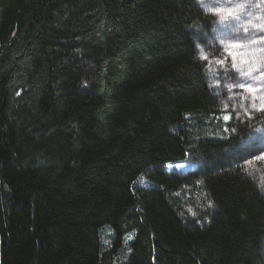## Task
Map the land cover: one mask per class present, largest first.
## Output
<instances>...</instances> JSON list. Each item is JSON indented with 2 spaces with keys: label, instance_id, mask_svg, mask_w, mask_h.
Returning a JSON list of instances; mask_svg holds the SVG:
<instances>
[{
  "label": "trees",
  "instance_id": "obj_1",
  "mask_svg": "<svg viewBox=\"0 0 264 264\" xmlns=\"http://www.w3.org/2000/svg\"><path fill=\"white\" fill-rule=\"evenodd\" d=\"M212 23L196 0H0V264H264L250 128L201 132ZM197 158L192 217L159 167Z\"/></svg>",
  "mask_w": 264,
  "mask_h": 264
},
{
  "label": "rangeland",
  "instance_id": "obj_2",
  "mask_svg": "<svg viewBox=\"0 0 264 264\" xmlns=\"http://www.w3.org/2000/svg\"><path fill=\"white\" fill-rule=\"evenodd\" d=\"M196 2L202 11L213 16V23L209 28L196 25L193 34L196 46L199 45L198 57L204 63L205 80L219 107L212 123L204 126V131L201 132L214 136L220 134V129L225 131L227 128L229 132L239 126L250 128L247 137L239 145L238 165L244 175L258 185L264 196V160L255 159L264 149V111L260 110L264 105V79L259 78V71L264 70V41L260 40V37L264 36V0H196ZM202 4H207L210 8H234L237 4H243L245 7L238 12L240 18L237 19L235 16L229 17L226 13L217 15L206 10ZM221 39L224 40V44L220 43ZM233 44L237 46L232 47ZM200 48H203L204 54L208 56L207 61L200 58ZM229 52L233 55H229ZM217 60H223L224 63L218 64ZM233 63L237 68H233ZM249 69H252L251 76L247 74ZM240 70L245 74L241 75ZM240 84L251 86L257 91L255 94L248 92L241 88ZM228 85L234 87L229 89ZM225 115L231 118L225 121ZM202 164V160L197 158L159 167L166 174L187 178L186 183L173 192L183 203L181 206L186 208L192 217L197 215L196 209H203L206 205L202 201L199 182L192 174ZM178 165L184 167L181 169L177 167ZM135 185L147 187L149 183L145 176L141 175ZM108 233L107 227H103L101 236L105 243ZM130 239L131 237L127 236L125 242H129Z\"/></svg>",
  "mask_w": 264,
  "mask_h": 264
},
{
  "label": "snow or ice",
  "instance_id": "obj_3",
  "mask_svg": "<svg viewBox=\"0 0 264 264\" xmlns=\"http://www.w3.org/2000/svg\"><path fill=\"white\" fill-rule=\"evenodd\" d=\"M202 7H204L206 10L208 11H213L215 14L217 15H222L224 13H226L229 17H233L235 16L237 19H239V15L238 12L242 11L244 9V5L243 4H237L234 8L233 7H228V8H222V7H216V8H210L207 4H202ZM227 27V26H226ZM224 29H221V31H223ZM261 41H264V36L260 37ZM221 44H224V40L221 39L220 41ZM232 47H235L237 45L233 44L231 45ZM197 47H199V45H197ZM227 50V48H226ZM200 52H201V59L203 60H208V56L204 54V49L200 48ZM229 55H233L231 52H229ZM233 59L235 60V57L233 56ZM218 64H223L224 61L223 60H217L216 61ZM233 68H237V65L235 63H233ZM241 71V75H244L245 73ZM249 76H251L252 74V69H249L248 73ZM259 78L264 79V70H260L259 71ZM252 79H256V77H252ZM229 89H231L232 87H234V85H228ZM241 88H245L246 91L251 92L253 94H255V92L257 91V89L252 88L251 86H246L244 84H240ZM261 111H264V105L261 106ZM231 117L229 115H225L224 119L225 121L229 120ZM225 131L227 132L228 129L226 128ZM232 131H235V129H233ZM255 159L257 160H264V149H262L261 155L256 156ZM172 167V166H170ZM177 167H180L181 169L184 167L183 165H178Z\"/></svg>",
  "mask_w": 264,
  "mask_h": 264
}]
</instances>
